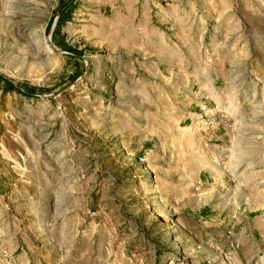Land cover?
I'll return each instance as SVG.
<instances>
[{
	"label": "rangeland",
	"instance_id": "obj_1",
	"mask_svg": "<svg viewBox=\"0 0 264 264\" xmlns=\"http://www.w3.org/2000/svg\"><path fill=\"white\" fill-rule=\"evenodd\" d=\"M0 264H264V0H0Z\"/></svg>",
	"mask_w": 264,
	"mask_h": 264
}]
</instances>
